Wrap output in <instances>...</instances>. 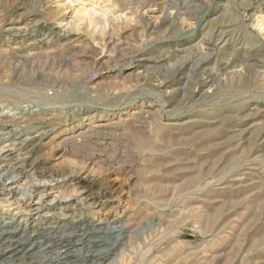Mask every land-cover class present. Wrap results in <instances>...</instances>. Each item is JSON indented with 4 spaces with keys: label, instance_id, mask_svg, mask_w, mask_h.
Wrapping results in <instances>:
<instances>
[{
    "label": "rangeland",
    "instance_id": "1",
    "mask_svg": "<svg viewBox=\"0 0 264 264\" xmlns=\"http://www.w3.org/2000/svg\"><path fill=\"white\" fill-rule=\"evenodd\" d=\"M67 1L0 0V27L27 25V20H32L29 27H35L46 19L58 31L68 12L84 9L100 29L102 14L108 13L106 31L94 34L87 26L66 31L77 40L78 65L92 64L95 56L87 49L104 38L118 40L126 51L132 45L133 50L163 62L156 72L132 81L112 68L106 80L109 86L94 91L95 96L82 99L78 106L108 110L124 100L147 105L152 100L166 113L162 119H149L150 130L143 135L123 133L113 139V148L134 162L127 169L108 166L103 153L96 154L99 164L83 170L54 158L50 148L40 151L35 156L40 174L28 169L14 190L45 185V200H53L50 209L27 216L28 200L16 196L18 200L11 197L0 204L4 212L12 209L15 216L30 221L48 212L76 218L82 213L96 224L134 218L139 237L128 244L132 264H264L263 2L78 0L79 5L65 10ZM225 35L227 43L220 44ZM42 37L38 34L18 45L35 44ZM9 40H0L3 49L15 46L16 41ZM85 81L75 78L68 90L82 92ZM117 82L127 91L116 95ZM72 112L64 110L67 116ZM81 118L70 115L65 124ZM223 186L234 190L220 196L218 189ZM158 208L172 211L170 222L158 220Z\"/></svg>",
    "mask_w": 264,
    "mask_h": 264
},
{
    "label": "bare ground",
    "instance_id": "2",
    "mask_svg": "<svg viewBox=\"0 0 264 264\" xmlns=\"http://www.w3.org/2000/svg\"><path fill=\"white\" fill-rule=\"evenodd\" d=\"M260 1L264 4V0ZM77 2L78 0H68L65 10H71ZM83 10L74 9L73 12H68L69 15L64 16L58 24V31L46 24V19L36 22L35 27H29L32 20H27V25L2 24L0 27V36H4L0 37L1 41L3 38L16 41L14 47L6 49L0 45V204L9 202L11 197L27 199V216L32 217L37 213L39 215L50 209V203L53 202L45 200V185L41 188L40 184H33L34 190H14V185L21 181V176L28 172V169L30 172L32 170L35 176L40 174L35 157L40 151L50 148L49 152L53 153L54 158L58 157L61 161L63 159L62 162L67 165L79 169L82 167L83 170L99 164L101 158L96 157V154L103 153L107 155L105 162L108 166L127 169V166H133L134 162L130 163L131 159L124 152L114 149L113 139L123 133L143 135V131L150 130L149 119H162L166 113L158 106L157 101L152 100L148 101V105L145 102L131 104L130 102L134 101L124 100L123 103L115 105L117 108L108 110H91L78 106L84 103L82 99L93 96L94 91H103L109 86H106V80L112 68L118 69L119 77L128 76L132 81L149 71L156 72L163 62L143 55L138 52L140 50H133L132 45L128 44L126 51L127 49L120 47L118 40L104 38L87 49L95 56L92 64L89 67L78 65L77 40L66 31L87 26L97 34L106 31L109 26L108 16L106 17L108 13L102 14L104 16L101 18L100 30L96 28L94 18L89 15L91 13ZM116 13L120 12L116 10ZM152 14L155 16L156 12L153 11ZM38 34L43 36L39 42L28 46L18 45L23 43L24 39L29 41L36 38ZM226 39L227 35L222 36L218 42L225 45ZM10 40L6 42L9 43ZM56 43L61 44L57 46ZM110 49L112 52L105 56V52ZM183 51L177 50V53ZM201 63H205V58ZM78 77L86 80L82 92L69 91V82ZM121 83L114 85L116 87L113 91H117L116 95L127 91L124 86L122 88ZM136 88L134 86L133 89ZM74 105L78 108H73ZM65 108L73 111L70 114L72 117L78 114L83 118L77 123L66 125L70 115L64 114ZM188 123L193 122L191 120ZM52 132L55 134L50 138L49 134ZM253 159L256 161L259 157ZM46 176L51 179L54 177L48 174ZM38 177L40 175L35 179L38 180ZM25 178L27 180L29 177ZM227 186L218 189L221 191L220 196L234 190L233 186ZM81 205L86 206L82 203ZM68 208L70 207L65 209ZM2 210L4 212L5 209L0 205V212ZM13 213L12 209L6 210L0 216V264H132L128 257V244L139 237L136 228L138 222H135L134 218H127L123 222L96 224L91 218L88 219V216L83 217L82 213L76 214V218L48 212L41 214L34 221H30V218L20 219ZM171 214L172 211L162 208H158L156 213L159 215L158 220L164 224L170 222ZM166 262L155 263L171 264Z\"/></svg>",
    "mask_w": 264,
    "mask_h": 264
}]
</instances>
